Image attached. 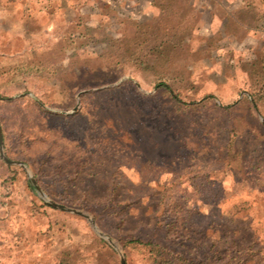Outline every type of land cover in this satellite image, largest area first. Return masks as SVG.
I'll return each instance as SVG.
<instances>
[{"label":"rangeland","instance_id":"1","mask_svg":"<svg viewBox=\"0 0 264 264\" xmlns=\"http://www.w3.org/2000/svg\"><path fill=\"white\" fill-rule=\"evenodd\" d=\"M0 126V264H264V0H0Z\"/></svg>","mask_w":264,"mask_h":264},{"label":"water","instance_id":"2","mask_svg":"<svg viewBox=\"0 0 264 264\" xmlns=\"http://www.w3.org/2000/svg\"><path fill=\"white\" fill-rule=\"evenodd\" d=\"M0 155H1V157H2L6 162H8V163H18V164L24 166L23 163H21V162H19V161H16V160H13V159H10V158H8V157L4 154V151H3V145H2V131H1V126H0ZM30 179H31L32 183L34 184V186L37 188L39 195H40L41 197H43L44 199H46V202H47V203H49V204L52 205L53 207L59 208V209H61V210L72 211V212L78 213V214H80V215H83V216L89 218V219L93 222L92 218H90L88 215H86V214L83 213L82 211L77 210V209H74V208H71V207H68V206H65V205L60 204V203H57V202H55V201H53V200L47 199V198H46V195L44 194V192H43V191H42V190L36 185V183L34 182V180L32 179V177H30ZM96 231L99 233V235L105 237V238L107 239V241H108L110 244H112L113 246H115L114 243H113V241L111 240V238H110L109 236L105 235L104 233L100 232V231L97 230V229H96ZM119 254H120V264H125L123 254H122L121 252H119Z\"/></svg>","mask_w":264,"mask_h":264},{"label":"trees","instance_id":"3","mask_svg":"<svg viewBox=\"0 0 264 264\" xmlns=\"http://www.w3.org/2000/svg\"><path fill=\"white\" fill-rule=\"evenodd\" d=\"M157 85L158 86H163V88L165 87L169 92H170V99L172 100V103H173V106L175 107L176 105H174V104H178V102L179 101H181L179 98H178V95L176 94V93H172L171 92V90L170 89H168V86L169 85H166V83H164L163 81H161V82H158L157 83ZM185 103V105H188V104H190V103H187V102H184ZM134 241H136V242H140L141 243V241L140 240H134ZM145 244H148L149 246L150 245H152L151 243H149V242H146ZM69 255V253L67 254L66 252H63V254L61 255V257H60V261H59V263L60 264H64L66 261V259H67V256ZM70 256V255H69ZM166 259L164 258V263L165 264H167L166 262L167 261H165ZM169 264V263H168Z\"/></svg>","mask_w":264,"mask_h":264}]
</instances>
